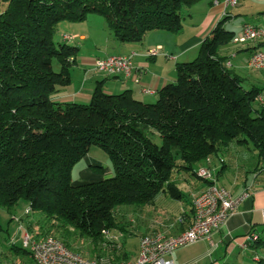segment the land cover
<instances>
[{"label":"trees","instance_id":"16d2710c","mask_svg":"<svg viewBox=\"0 0 264 264\" xmlns=\"http://www.w3.org/2000/svg\"><path fill=\"white\" fill-rule=\"evenodd\" d=\"M3 1L0 205L11 208L25 200L53 228L70 225L87 237L93 245L91 258L113 264L132 260L111 231L122 228L115 208L153 204L160 193L182 200L174 171L184 169L206 187L211 181L197 170L210 168V158L218 153L242 147L255 150V175L264 178L263 88H244L219 54L234 37L225 17L192 60L175 64V80L158 90L154 102L129 90L108 93L104 80L97 81L87 102L61 101L56 94L71 81L78 47L72 38H63L66 34L54 39L58 23L80 22L97 13L117 41L142 42L151 30L179 32L188 8L199 0ZM157 136L160 143L154 141ZM92 146L105 152L111 175L74 183L72 170ZM91 166L103 174V166ZM47 231L33 239L54 236ZM255 236L246 244L264 249V235ZM106 251L107 256L100 254ZM257 262L264 264L261 258Z\"/></svg>","mask_w":264,"mask_h":264},{"label":"crops","instance_id":"0c3cea01","mask_svg":"<svg viewBox=\"0 0 264 264\" xmlns=\"http://www.w3.org/2000/svg\"><path fill=\"white\" fill-rule=\"evenodd\" d=\"M218 1L214 3V0H199L189 7L187 14L182 19V29L179 32L151 30L146 33L142 42H120L114 38L112 39L108 32L105 33L104 38L100 34L101 39L92 43L90 51L88 50L86 54L80 55L79 58H77L79 53L77 52L76 63L72 68L77 70L75 79H82L79 85L75 84L74 87H69L68 84L67 88L56 94V98L61 101L87 102L97 81L104 80L103 87L108 93L129 90L134 97L144 102H150L153 100L150 98L157 97V92L160 88L175 80V64L191 60L189 55L197 53L200 43L221 18L225 17L224 25L234 32V36L241 31L244 24H252L264 28V0H240L239 3L233 6H224L221 0ZM4 5L5 1L0 0V12ZM98 26L103 31V24L98 23ZM89 33L88 31L80 33L76 31L71 34L61 32L59 37H61V34L72 36L70 42L77 45L79 51L80 44L88 39ZM260 44V41L235 43L232 39L231 42L219 48V54L226 57V61L230 63L228 67L242 78V86L244 88L247 89L252 86L262 87L264 94V70L252 69L257 72L251 76H246L245 73L246 70H249L246 69L249 68L246 64L248 55L251 51L260 47ZM155 46H160L161 48L158 55L150 58L143 55L147 49ZM112 51L118 52L114 53ZM130 52H136V55L132 58L135 67L133 71L134 77H124L123 75L106 76L94 69L93 62L96 58L111 54H128ZM235 59L237 61L234 63ZM144 89H150L151 91L147 92ZM89 152L81 159L84 164L76 171V179H72L74 183L94 181L111 175V168L104 167L102 165L103 162L90 156ZM228 152L233 157L231 154L233 151L229 149L227 150ZM237 152L241 151L236 149ZM221 156L224 158V162L220 163L214 160V157H211L209 163L210 169L214 173L216 184H218L219 178L227 168L228 160L226 158L228 156L225 155V152ZM202 164L200 163V165ZM91 165L103 166V174L96 173ZM223 165L225 167L221 172H218ZM253 171L252 179L249 181L248 176L244 174L243 177L239 176L230 180L231 184L229 187L224 186V184H218L228 189L233 195L248 190L250 196L240 203L238 209L228 217L225 225L213 234L212 244L207 242L208 247L203 249L201 252L203 254L200 255L198 253L196 255L199 258V262L207 260L208 264H220L219 258L214 256L215 252H219V250H222L224 259L226 255L231 256L237 250L250 253L253 255V260L258 261L259 256L256 255L258 248L248 243L246 247L243 246L250 234L264 235V178L261 175L260 178L259 176L256 178L255 166ZM243 172H245L244 169ZM216 174L217 177H215ZM184 181L189 185L192 184L186 179ZM204 187L205 183L202 181L190 185V200L182 207L181 214H179V216L183 217L182 223L168 224L166 230L160 227L151 230L147 228V231L142 235L153 232L176 235L188 227L192 217L191 200ZM197 242H202V240L193 244ZM137 252L138 246L135 255L132 256L130 254L129 257L133 260ZM171 258L175 264H188L189 259H191V257H183L179 253H173Z\"/></svg>","mask_w":264,"mask_h":264},{"label":"rangeland","instance_id":"374dc122","mask_svg":"<svg viewBox=\"0 0 264 264\" xmlns=\"http://www.w3.org/2000/svg\"><path fill=\"white\" fill-rule=\"evenodd\" d=\"M98 23L103 24V31L100 29V26H98ZM76 31H78L79 33L86 31L90 32L88 39L80 44L77 58H79L80 55L86 54L90 49L92 43L96 40L101 39V35L104 38V36L106 35L105 33H110L108 27L106 26L104 17L97 13H90L84 20L80 22L58 23L57 30L54 33V39L59 40V34L61 32L71 34ZM111 37L113 39L112 35ZM112 52L117 53L118 51ZM197 53L189 55V58H191L192 60L194 56L197 55ZM236 61L237 59L234 60V63ZM52 65L54 70H58V64L55 60L53 61ZM246 69H249L245 72L246 76L254 75L255 72H257L255 70H252V68ZM76 72L77 70H75L74 68L70 69L71 81L68 85L69 87H74L75 84L79 85V82L82 80L75 79ZM150 99H153L150 102H154L156 100V97H152ZM154 141L160 143V138L158 136L154 137ZM241 149V152L237 153L236 151L232 150L233 153L231 154L233 155V157H231L229 152H225V155L228 156V158H226L228 160L227 168L224 170L225 172L223 171L224 174L219 178L218 184H224V186L229 187L231 184L230 180L236 179L239 176L243 177L244 174L248 176V181L252 179L253 168L256 164L255 150H247L243 149L242 147ZM89 155L99 160L100 162H103L102 165L104 167L107 166L111 168L105 152L102 151L99 147L92 146L90 148ZM221 155L222 152L218 153V155L214 156V160L220 162V159L218 157H221ZM83 164V160H80L74 166L72 170V179H76V171ZM243 169L245 172H243ZM173 178L175 179L176 183L178 184L177 186L182 192V200L174 199L166 194L160 193L154 200L153 204L119 205L115 208L116 219L119 222V226H121L122 228L117 227L114 230L112 229L111 231H114L118 234L117 242L119 243V245L122 244L123 249L132 256L136 253V249L139 243V237L147 231V228L151 230L153 228L160 227L166 230L168 224L177 223L176 221L179 214H181L182 207L190 200V185L199 182L197 178L191 176L184 169L174 171ZM185 179L192 184H187L184 181ZM26 209H28L29 213L26 211ZM0 225L2 226V230H0V264H35V262L29 255V246H24L23 244L24 235L25 233H28L30 237H32V239L35 237L39 238L44 236L43 232L45 230H48L47 233L53 232V234L51 233L52 235L63 238L72 249L78 251L83 256L92 257L91 250L93 248V245L87 237L81 235L70 225H61L59 228H53L51 226V222L45 219V217H42L39 212H31L25 200L23 199H20L11 208H6L0 205ZM207 247L208 243L202 240V242H197L195 244L192 243L188 246L182 247L176 250L174 253H179L183 257H191L188 264H208L207 260L199 262V258L196 257L198 253H200V255L203 254L201 252L204 248L207 249ZM22 248L25 249L26 252H24ZM100 254H102L103 256H107L108 252H100ZM256 255L264 260V249L258 248V250L256 251ZM214 256L215 258H219L220 264L258 263L256 260H253V255L246 251L240 252L236 250L233 255H226L224 259L222 250H219V252H215ZM237 257L239 260L237 259ZM128 258L131 259L130 257Z\"/></svg>","mask_w":264,"mask_h":264},{"label":"built area","instance_id":"2783aa9c","mask_svg":"<svg viewBox=\"0 0 264 264\" xmlns=\"http://www.w3.org/2000/svg\"><path fill=\"white\" fill-rule=\"evenodd\" d=\"M240 0H221L224 6H233ZM219 2L214 0V3ZM70 39L72 36L63 35ZM260 41V47L250 52L246 64L249 68L264 70V28L244 24L241 31L233 37L235 43ZM160 46L147 49L143 55L150 58L160 53ZM136 52L128 54H111L94 60V69L106 76L123 75L134 77L133 56ZM226 65L230 63L226 61ZM137 80V79H136ZM150 92V89H144ZM261 103L263 99L258 96ZM208 160V158H207ZM197 175L210 180L204 189L195 194L191 200L192 217L188 227L176 235H165L162 232H153L139 237L138 252L133 260L116 262L113 264H175L172 254L196 241L203 240L212 244V236L223 227L230 215L239 207L240 203L250 196L248 190L233 195L225 187L215 183L213 171L205 166L197 170ZM28 212V209H26ZM177 223L183 222V217L177 218ZM109 235L108 231H103ZM250 234L247 239H255ZM24 246H29V254L35 264H106L102 258L85 257L81 253L70 248L64 241L54 236H46L42 239H32L25 233ZM246 247V243L243 245Z\"/></svg>","mask_w":264,"mask_h":264}]
</instances>
